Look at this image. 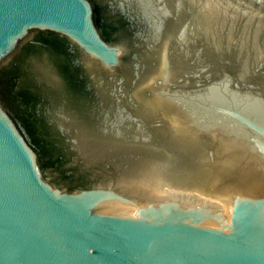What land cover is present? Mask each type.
Instances as JSON below:
<instances>
[{
    "label": "water",
    "instance_id": "1",
    "mask_svg": "<svg viewBox=\"0 0 264 264\" xmlns=\"http://www.w3.org/2000/svg\"><path fill=\"white\" fill-rule=\"evenodd\" d=\"M0 264H264V0H0Z\"/></svg>",
    "mask_w": 264,
    "mask_h": 264
}]
</instances>
